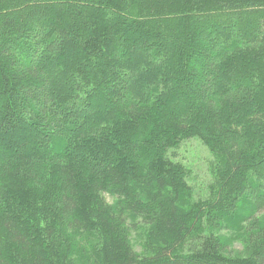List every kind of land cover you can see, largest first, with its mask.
Listing matches in <instances>:
<instances>
[{
    "label": "trees",
    "instance_id": "obj_1",
    "mask_svg": "<svg viewBox=\"0 0 264 264\" xmlns=\"http://www.w3.org/2000/svg\"><path fill=\"white\" fill-rule=\"evenodd\" d=\"M0 110V264H264V0H0Z\"/></svg>",
    "mask_w": 264,
    "mask_h": 264
},
{
    "label": "rangeland",
    "instance_id": "obj_2",
    "mask_svg": "<svg viewBox=\"0 0 264 264\" xmlns=\"http://www.w3.org/2000/svg\"><path fill=\"white\" fill-rule=\"evenodd\" d=\"M3 112L2 110H0ZM20 135H22V131L18 129ZM20 136H16L14 141H19ZM18 139V140H17ZM29 149L34 148V144L32 139H30ZM173 157L177 160L182 161L188 169H189V184L193 187V190L196 196H204L206 194V188L208 185L213 182V177L211 175V161L212 155L208 151V149L201 144L196 138H189L184 140L182 144H179V147L172 151ZM8 155L6 149L0 152V156ZM223 234L229 235L228 238H231L232 241L230 242V250L231 253L234 251L239 252L243 250L245 247L238 239L239 236L237 233L242 232H222ZM230 233V234H229ZM244 234V233H242Z\"/></svg>",
    "mask_w": 264,
    "mask_h": 264
}]
</instances>
